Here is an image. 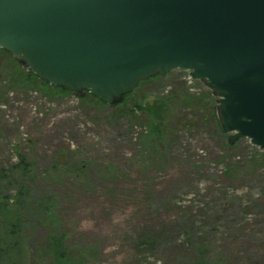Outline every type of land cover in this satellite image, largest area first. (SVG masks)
I'll use <instances>...</instances> for the list:
<instances>
[{
	"label": "rangeland",
	"instance_id": "1",
	"mask_svg": "<svg viewBox=\"0 0 264 264\" xmlns=\"http://www.w3.org/2000/svg\"><path fill=\"white\" fill-rule=\"evenodd\" d=\"M18 67L0 51V168L23 153L32 170L22 264H50L56 241L83 264H264V155L181 99L215 106L203 81L175 69L108 105ZM148 104L163 114L156 143Z\"/></svg>",
	"mask_w": 264,
	"mask_h": 264
},
{
	"label": "water",
	"instance_id": "2",
	"mask_svg": "<svg viewBox=\"0 0 264 264\" xmlns=\"http://www.w3.org/2000/svg\"><path fill=\"white\" fill-rule=\"evenodd\" d=\"M0 49L108 105L187 70L215 97L228 143L264 150V0H0Z\"/></svg>",
	"mask_w": 264,
	"mask_h": 264
},
{
	"label": "trees",
	"instance_id": "3",
	"mask_svg": "<svg viewBox=\"0 0 264 264\" xmlns=\"http://www.w3.org/2000/svg\"><path fill=\"white\" fill-rule=\"evenodd\" d=\"M0 51L7 54L10 58H12V60H14L17 63V65L19 66L18 68L20 69V71H22L23 78L26 81L39 85L44 84L47 86H53L39 79L33 73L26 71L23 67H21V63H19L9 52L3 49H0ZM158 77L160 76L159 75L151 76L147 79L140 81L138 85L142 82L149 81L153 78H158ZM56 87L58 88V86H55V88ZM59 89L63 90L66 88L59 87ZM181 99H183V101L186 102V105L190 107L194 112H196L200 108V106L204 105L203 109H205L206 116L209 117L212 121H214V123L217 125L218 130L222 132L216 118L214 100L210 95H208L207 99L196 100L192 98V96L189 93H185L183 97H181ZM96 100L100 101L97 98ZM146 107L149 109L148 111L150 112L151 115V119H152L151 122L154 130V131L152 130L153 135L151 133L150 135L154 140V142L156 143L160 139H162L165 130V129L163 130L160 129L161 126L163 127V123H164V121H160L163 119L162 110H160L161 105L148 104L146 105ZM163 107H167V105H164ZM128 111L129 110L125 108L123 115L126 116ZM255 150H258L261 154L264 155L263 150H259L257 148H255ZM31 175H32V170L29 167L26 161V156L23 153H17V161L14 164L10 165L8 168H0V186H3L5 188H8L10 186L15 190V194L13 196H11L10 194L1 193L0 191V264H22L23 262V252L21 250V240L19 238L20 211L29 198V189L27 183L29 181V178L32 177ZM2 181L5 182L4 183L5 185L2 184ZM7 215L11 217L17 216L19 222L17 220L14 221L13 219L11 220L12 223H10L8 222L7 219H4L7 220L6 224L8 226L5 224L7 227H5V229H2L1 228L3 227L1 226L2 218ZM51 250H52V254H51L52 261L50 264H71L72 260H76L79 264H83L79 256L75 257L72 256L71 254L66 255L63 252L62 248L60 247L59 242L57 241L52 245Z\"/></svg>",
	"mask_w": 264,
	"mask_h": 264
}]
</instances>
